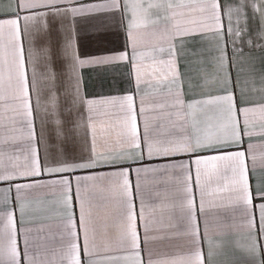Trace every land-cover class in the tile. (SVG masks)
<instances>
[{"label":"snow or ice","instance_id":"obj_1","mask_svg":"<svg viewBox=\"0 0 264 264\" xmlns=\"http://www.w3.org/2000/svg\"><path fill=\"white\" fill-rule=\"evenodd\" d=\"M247 6L246 0L239 4L231 0L0 2V15L7 17L0 19V102L5 113L9 109L12 112L0 119V124L11 125L18 134L14 139L24 142L22 163L20 156L11 164L3 163L0 152V181L48 177L15 183L19 227L11 206V185L0 189V219L4 221L0 264H101L93 189L97 180L106 176L113 178L110 193L118 217L114 242L124 252L106 260L176 264L153 259L150 244L164 238L155 234L163 228L174 229L172 235L187 239L189 251L180 264H264V246L260 243L264 240V151L257 173L253 141L255 136L264 138V57L245 53L243 46L246 42L249 50L264 48L260 42L264 41V8L251 5L260 14V29L255 33L258 42L254 44L248 35ZM86 12L112 13L119 17L121 27L126 21L125 43L123 50L81 59L74 39L66 38L61 56L71 58L68 67L75 81L70 106L64 109L70 118L64 119L58 110L51 30L59 20L63 31L65 17ZM70 28L74 33V19ZM141 28H151L152 37L159 41L151 51L142 48ZM146 58L151 60L148 65ZM115 61L128 64L126 94L88 98L81 91L78 68ZM149 90L152 94L163 92L165 101L153 103ZM254 93L260 94L259 102H254ZM257 111L262 117L258 127L250 120V114ZM110 114L121 150L98 151L96 117ZM138 119L143 121L142 135ZM162 120L168 122L167 128L159 123ZM176 156L186 159L152 168L132 167L146 157ZM124 164L128 166L108 173L76 174ZM132 172L135 186L130 179ZM149 173L174 177L178 187L171 193L147 190L142 179ZM251 177L255 178L254 187ZM45 185L58 188L60 193L48 202L55 206L54 215L59 218L60 231L55 236L47 225L36 223L50 217H38L35 213L41 209L31 207L45 202H34L26 195V190ZM153 199L159 203H150ZM157 209L166 210L167 216L161 215L157 221ZM254 209L259 212L258 223ZM237 217L244 230V243L239 247L246 257L220 259L225 242L219 237L235 226ZM18 236L23 238L22 251ZM56 237L60 251L49 258L48 241ZM104 243L107 251L109 241Z\"/></svg>","mask_w":264,"mask_h":264},{"label":"crops","instance_id":"obj_2","mask_svg":"<svg viewBox=\"0 0 264 264\" xmlns=\"http://www.w3.org/2000/svg\"><path fill=\"white\" fill-rule=\"evenodd\" d=\"M0 2H7V0H0ZM102 0H78V3H100ZM173 2H178V0H173ZM235 4H239L240 0H231ZM247 8L246 13L248 16V35L253 39L254 44L258 42V38L255 35L256 32L260 29V14L256 13L251 7L252 4H259L264 8V0H246ZM7 18L3 15H0V19ZM75 30L74 33L71 31L70 25L73 23ZM64 30H60V21L57 20L51 30L52 37V48L54 54V67L58 73L57 84H58V104H59V113L61 118L67 119L70 118V114L65 113L64 109L70 106V102L73 97V85L75 81V75L72 74L70 68L68 67L71 64V58H62L61 50L63 44L66 42V38H72L75 41V47L78 51L81 59H87L93 56H100L105 54H112L116 51L123 50L125 43V27L120 26V20L118 16H113L109 12H93V13H84L82 15H77L75 18H72L70 15L65 17L63 20ZM226 23V21H225ZM152 30L141 28L138 30V35L142 42V48L146 52L154 49L159 41L154 39L151 34ZM245 41L247 37L243 38ZM264 43V41H260ZM207 46V43L205 44ZM244 51L248 53L251 51L253 57H264V48L256 49L253 47L251 50L247 47L245 42ZM130 51V49H129ZM228 51L231 53V43H228ZM205 55H211V53H205ZM166 58V57H165ZM146 65L151 63L150 58H146ZM182 66V65H181ZM257 67H261V63L257 60ZM209 71H211V66H209ZM78 72L82 76L81 91L86 93L90 99H100L101 97H111V96H123L126 94V90L129 85L128 78V64L126 61H115L110 64H86L78 68ZM258 75V73H257ZM150 98L153 103H163L166 97L163 95V92L159 94H152L149 90ZM259 93H254L252 98L254 102H259ZM139 104V98H137V105ZM4 105L0 102V119L4 117H10L12 115L11 109L6 113L3 111ZM103 112V108H101ZM163 111V110H161ZM97 120V148L98 151L102 152H116L121 150V144L118 143L117 139V128L112 125L115 124V120L112 118V115H100L96 117ZM250 120L257 127L262 121V117L259 111L250 114ZM163 125L164 128L168 127V122L162 120L159 122ZM138 128L143 134V121L138 119ZM163 135V131L160 133ZM18 134L12 130L11 125L6 123L0 124V152L3 155V163L11 164L15 162V157L20 156V163L23 161V148L24 142L18 139H14ZM122 140V137L120 138ZM6 141V142H5ZM253 141L256 145L255 151L257 154V173L261 171L260 165V153L264 151V138L259 136L253 137ZM9 157H12L10 160ZM186 159L183 156L176 157H154L152 159L145 158L144 161L139 162L138 164H133L132 167L137 166L142 167H158L162 164L169 163L173 160ZM249 167L251 168L252 162L251 159H248ZM124 165H116L115 167L102 166L96 169L85 170L83 172L78 171L76 174H90V173H108L115 168H119ZM55 178V177H53ZM34 179H48V177H38V178H18L17 180L11 182L0 181V189L7 188L11 185L10 197L12 201V210L14 212L17 227H19V211L16 206L15 197V183H32ZM130 179L135 186L136 176L132 172L130 174ZM112 177H104L103 179L97 180V187L93 189L94 203L97 205L94 210L95 217V228L97 239L100 242V250L97 253L98 258L101 260V264H123L122 260H113L108 261L106 257H119L123 256L124 252L120 250L115 245V237L117 235V213L115 211L114 203L111 200L110 193V181ZM215 183V182H214ZM223 183V181H221ZM250 183L252 186H255V178H250ZM142 187L147 190H160L162 192L167 191L169 193L175 191L178 187L176 179L169 178L163 174L149 173L146 178L142 179ZM27 197L34 201L45 202L43 205H38L37 203L32 204V208H40V211H37L35 214L38 217L47 216L48 219H37L36 223H43L48 226L49 231L55 236L56 233L60 231L59 228V218L54 215L55 206L50 205L48 202L56 200L60 193L58 188H53L51 185H45L43 187H34L26 190ZM2 196V193H0ZM75 203V202H74ZM150 203L156 204L159 203L157 200L153 199ZM137 210L139 207V201H136ZM77 218H78V207L76 208ZM256 220L258 223L259 212L258 209H254ZM161 215L167 216V211H161L157 209L156 219L159 221ZM4 221L0 219V229L3 228ZM141 235H143V229H140ZM174 229H163L160 228L155 233L157 236H164L163 239H156L151 242L150 248L152 249L153 259L159 261H176V264H180V261L183 258H186L189 251V244L187 239L180 235H172ZM244 230L243 226L240 223V218H236L235 226L227 231V233L221 237L223 240L224 247L220 250L221 255L220 259H224L231 256L236 257H246V254L243 253L242 249L239 247L240 244L244 243L243 240ZM108 240L107 244L108 250L105 251V240ZM261 245L264 246V240L260 241ZM59 245L60 241L58 237L48 241L47 254L49 258L53 255L54 252L59 254ZM18 247L20 250H23V238L18 236ZM44 250H41L43 253ZM205 253L207 252V245L204 246ZM145 258H147L145 256ZM67 264V261H65Z\"/></svg>","mask_w":264,"mask_h":264}]
</instances>
